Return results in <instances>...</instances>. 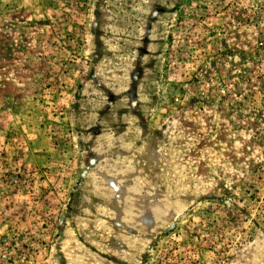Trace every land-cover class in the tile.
Wrapping results in <instances>:
<instances>
[{"label":"rangeland","instance_id":"obj_1","mask_svg":"<svg viewBox=\"0 0 264 264\" xmlns=\"http://www.w3.org/2000/svg\"><path fill=\"white\" fill-rule=\"evenodd\" d=\"M0 264H264L261 0H0Z\"/></svg>","mask_w":264,"mask_h":264},{"label":"built area","instance_id":"obj_2","mask_svg":"<svg viewBox=\"0 0 264 264\" xmlns=\"http://www.w3.org/2000/svg\"><path fill=\"white\" fill-rule=\"evenodd\" d=\"M261 8H262L263 15H264V0H261Z\"/></svg>","mask_w":264,"mask_h":264}]
</instances>
